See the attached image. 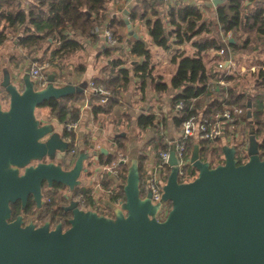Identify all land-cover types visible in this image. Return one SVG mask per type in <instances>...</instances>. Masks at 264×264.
I'll return each instance as SVG.
<instances>
[{"label":"water","instance_id":"1","mask_svg":"<svg viewBox=\"0 0 264 264\" xmlns=\"http://www.w3.org/2000/svg\"><path fill=\"white\" fill-rule=\"evenodd\" d=\"M129 13V7L124 9L129 34L139 38ZM21 67L13 72L4 66L0 81L9 97L4 107L0 95V264H264V157L253 128L243 163L236 157L237 143L223 142L224 162L217 165L201 157L196 143L191 165L198 173L191 180H180L171 145V169L158 202L151 189L141 186L139 154H130L120 160L128 168L126 181L118 185L125 198L113 207V215L100 213L81 206L72 194L84 185L86 161L93 157L98 162L108 149L82 147L72 166L63 167L55 158L68 151L69 140L55 122H43L35 112L45 101L84 93L90 81L57 84V72L45 70L47 84L38 88L32 64ZM247 107L251 118V98ZM46 156L50 161H42ZM33 160L39 162L30 164ZM44 180L68 189L69 203L63 208L72 216L66 229L62 222L23 226L22 214L10 220L17 200L22 210L31 194L38 207L44 203ZM167 202L171 207L159 219Z\"/></svg>","mask_w":264,"mask_h":264},{"label":"trees","instance_id":"2","mask_svg":"<svg viewBox=\"0 0 264 264\" xmlns=\"http://www.w3.org/2000/svg\"><path fill=\"white\" fill-rule=\"evenodd\" d=\"M261 3V5L253 7V10L250 9L248 11L247 7L250 5L245 4V0H225L224 3L219 4L217 7L218 20L223 31L228 33L231 30L238 29L244 23L247 26L249 25L251 30H255L258 37L264 36V1H261ZM163 4L159 0H144L138 7L134 6L135 9L133 8L132 12L130 11L132 19L138 17L146 18L149 34L153 42L163 48L169 49L174 45L192 40L200 52L209 48H225V56L228 57L230 55L228 46L236 52L245 49L249 43V39H246L245 43H240L237 38L236 42L228 40L226 43L216 35L199 38L198 36L202 33L211 32L212 28L206 23L203 11L198 3L176 0L174 5H168L165 15L161 13L160 9ZM43 6L48 8L49 14L47 16L41 14ZM140 8L143 9L142 13H139ZM148 13L151 15L148 16ZM245 13L250 14L247 15ZM0 17L5 18L10 26L27 25L28 28L24 30L25 34L21 39V43L27 47H34L33 50L39 48L42 40L51 38L56 41L58 45L51 50L52 58L48 62L50 66H56L53 60L56 56L74 52L82 47L81 41L71 35V30H80L87 36L97 38L99 37L97 28L106 23V28L112 31L118 41H122L119 29L126 24L121 18L110 16L107 13L106 0H35L28 10L21 7L20 2H16V0H0ZM250 19L252 20L251 23ZM131 50L133 54L143 57V60L129 67L125 64L124 59L115 58L110 64V70L103 71L100 77L93 79L95 85H103L109 91L108 94L88 88V94L85 92L77 93L60 99L54 98L43 103L44 106L50 109V113L62 124L63 133L66 137L77 138V134L73 130H70L68 125L80 118L81 110L79 104L86 97L89 99L94 117L98 118L100 115L109 114L115 107L121 104V95L129 89L135 76L141 80L140 89L142 92L146 90L149 81L152 82L154 89L158 92L166 91L170 86L177 90L173 96L174 107L180 101H183L185 104V108L176 117L179 127H181L182 121L187 114L194 111V108L211 114L215 109H222L233 104L243 106L246 111L242 115V120H245L242 130L244 133L252 128L255 130L257 138L260 141V154L264 156V98L257 93L253 95V90H264V69L260 68L258 73L254 75L252 90L247 88L239 91L237 86L227 85L224 87V92L221 96L213 98L209 103L201 106L202 102L208 100L213 92L211 90V76L217 80L224 78L227 81H236L235 79L238 77V74L230 73L228 69L218 68L211 75L208 73L205 59L201 53L187 54L180 52L176 53L173 57V61L177 64V69L170 83H168L162 77L153 74V67L151 65L152 52L145 40L142 38L135 39L131 45ZM106 52L110 53L111 49ZM16 64L18 65V63ZM64 80V77H59L57 74V84H63ZM233 85H236V83ZM249 92H251V95ZM104 97L107 100L102 102V98ZM250 98L253 101L251 118L248 117L247 107ZM193 104L195 105L194 107H192ZM156 120V114L141 113L137 118V125L142 129H147L154 126ZM122 140V137L117 136L114 140L117 145L116 151H109L108 154L102 153L99 156L98 162L100 165H111L119 158L120 152L126 150L125 143ZM223 142V138H220L217 141L218 146L213 147L214 141L194 138L189 143V149L192 152L194 145L198 143L200 145L201 157L203 159L209 158L213 164L216 159L223 156ZM169 146L166 145L162 148L167 149ZM238 156L236 157L239 159V163H243L247 159L246 151H242V159ZM115 169L117 177L122 182H125L128 171L127 165L119 162ZM170 169L171 167L169 166L167 176ZM140 172L141 186L143 188L145 177L143 175L141 156ZM107 177L108 175L103 177L102 183L105 188L111 189V200L119 202L124 199L125 194L118 184H114V181ZM180 180L182 181L183 178L180 177ZM76 193H83V204L85 207L97 209L91 187L87 185L79 186L76 188ZM48 197L50 204H54L56 198L55 192L49 191ZM101 213L103 212L101 211Z\"/></svg>","mask_w":264,"mask_h":264},{"label":"crops","instance_id":"3","mask_svg":"<svg viewBox=\"0 0 264 264\" xmlns=\"http://www.w3.org/2000/svg\"><path fill=\"white\" fill-rule=\"evenodd\" d=\"M34 1L35 0H16V2H20L21 7L26 10L34 4ZM143 1L144 0H106L107 13L110 16H116L125 21L124 9L129 7L132 12L135 9L134 6L138 7V5H140ZM185 1L198 3L201 7H204L206 9V13L212 15L215 21L219 24L221 29L219 38L226 43L228 40L231 42V39H233L231 35H228L227 39L222 36L223 29L218 20L217 7L219 4L224 3L225 0L218 4H215L213 2L214 0ZM159 2L161 4L164 3L163 6H161L162 8H167L170 4L174 5L176 0H159ZM251 3L252 0H245V4L251 5ZM43 7L44 8L41 14L47 16L49 14L48 8L46 6ZM251 7L253 8L254 5ZM131 12L128 17L133 24L134 32H136L139 35V38L145 40L150 46L152 52L151 65L154 69L153 74L155 76H160L164 81L170 83L171 78L177 69V64L173 61V57L176 53L180 52H185L187 54H194L197 52L201 53L205 59L208 73L211 75L218 69L217 65L222 56L217 54L216 49L209 48L200 52L198 47L193 44L192 40L186 41L183 44L174 45L169 49L163 48L153 42L149 34L146 18L138 17L132 19ZM2 22L3 25L0 27V36L2 35L0 37V64H2V68L4 66H8L10 68L14 67L18 70L21 66L38 62L42 58L40 50L42 42L47 44L45 49L48 50L54 49L58 45L56 41L49 38L48 40L41 41L38 48L39 50H33L34 47H27L21 43V39L25 34L24 30L28 28L27 25L10 26L5 18L0 17V24ZM142 26H144V29L141 28ZM9 28L16 30V32H14V36L12 32L7 31ZM127 28V24L120 27V32L123 35V41L120 43L118 42L116 45H110L107 41V36L105 34L107 29L106 23H103V25L97 28L99 33V37L97 38L87 36L80 30H71V35L81 41L82 47L74 52L65 53V56L63 57V69L58 68L59 70L54 69L53 71H58V76L65 78L64 83L69 80L78 83L83 78L93 81L94 78L100 77L103 74V71L110 70V64L115 58H122L125 61L126 57H124V55L129 57V65H127L129 67L141 62L143 57L133 54L131 50V45L137 38L132 37L128 32L129 29ZM232 42H236V38H234V41ZM110 49L111 52L107 53L106 51ZM228 49L230 51V56L233 57L235 62V64L231 67V70L238 74V77L235 79L236 81H229L227 85L237 86L239 91L247 89L249 85H251V88L249 89L252 90L255 73L248 71L241 76L239 75V72L242 67L250 68L251 66H259L261 64L264 65V51H260L261 49H255L254 51H256V53H252L254 51L246 53L242 49L234 52L229 46ZM154 54H158L160 56V60L157 59ZM154 57H156V60H153ZM16 63H18V65ZM65 65H67L69 69L65 70ZM1 67L0 75L2 73ZM246 75L249 77L246 78ZM140 81V78L135 76L133 77L132 83L134 84L122 93L125 101L124 107H116L109 114L100 115L96 118L93 115L91 105L84 107V110H82L84 103H80L81 114L78 119L76 134L80 147L89 148L91 144H95L97 149L105 147L108 151L115 152L117 145L114 140L117 137V134L122 132L125 133V135L119 136L123 138L122 141L125 143L126 147V150L124 152H120V155L127 157L128 155L126 154H129L130 152L138 153L139 157H142L143 175L145 177L148 172L155 168L158 162L159 152L165 149L162 147L171 145L179 137L181 127L177 125L176 117L179 115L173 107V96L177 90L169 87L166 91L156 93L152 82L149 81L147 83L146 90L142 92L139 87ZM210 82L212 83L211 90H213V92L209 96L208 100H204V104L209 103L213 98L221 96L224 92V87L227 86L220 83L219 80L213 76H211ZM234 83H236V85H233ZM214 84L216 85L213 86ZM214 89L217 91H214ZM48 112L50 113L49 108ZM141 113L156 114V124L147 129L140 128L137 125V118ZM240 126L241 127L238 128L242 130L244 124H241ZM60 129L63 131V127ZM249 131L250 130L247 131L248 136ZM223 140L225 142V139ZM118 160L119 158L116 162ZM86 163L88 166L90 164V166L95 167V165L91 164L90 160ZM108 165H102L100 168L97 166L99 171L96 170L95 172V170H92L94 175L90 176L87 174L88 179L84 177L82 178L84 180V185L93 189L96 208L106 214H113V207L118 204V202H113L111 200V194L107 192L108 189L102 185L103 177L108 175L107 178L114 181V184L116 183L118 185L124 182H122L110 169H108Z\"/></svg>","mask_w":264,"mask_h":264},{"label":"built area","instance_id":"4","mask_svg":"<svg viewBox=\"0 0 264 264\" xmlns=\"http://www.w3.org/2000/svg\"><path fill=\"white\" fill-rule=\"evenodd\" d=\"M213 1V0H211ZM107 36V41L110 45H116L119 41L114 37L111 30L106 29L105 32ZM216 52L218 55L222 56L221 60H219L217 67L219 69H228L230 73H234L233 70H231V67L235 64L232 56H225L226 50L225 48L216 49ZM37 62H34L32 64L31 68V75L32 78L37 81L36 87L41 88L44 87L47 84V74L45 73L44 69L42 67L36 65ZM261 69H264V65L259 66H251L250 68L242 67L241 71L239 72V75H243L245 72H253L255 74L258 73V71ZM220 83L227 85L229 81L223 79L219 80ZM89 89H92L94 91H99L101 93L108 94V90L105 89L103 85L96 86L94 81H90ZM89 89L85 90V93L88 94ZM107 100L106 97L102 98V102H105ZM90 102L88 97L86 98V101L84 102L82 106V110H84V107L89 106ZM195 105L193 104L192 107ZM176 110L178 115H180V111L185 108V104L183 101H180L176 105ZM246 109L238 104H233L231 106H226L224 108L215 109L211 114H207L203 110H199L197 108H194V111H191L187 114V116L183 119L181 124V132L179 137L171 144L175 145L176 148V155L179 159V178L182 177V181L191 180L193 178L190 177V166H191V156L192 152L189 149V143L191 139H201V140H211L215 143L213 144V147L218 146V139L223 138L228 143H237L238 141L235 140L232 142V136L229 134L227 125L228 123L231 125H236L240 120H242V115L245 113ZM78 127V120L69 123L68 128L70 130H73L76 132V129ZM69 140L73 143L71 146L70 152L76 153L79 143L78 139H72L69 137ZM247 142L249 140L247 139ZM171 145L167 149H163L158 154V162L155 166V168L148 172L145 175V179L143 182V189L147 192L149 189L152 190V199L154 202H158L161 200L162 193H163V185L167 181V171L170 159V149ZM245 146H243L244 148ZM238 144V149H239ZM248 148V145L245 147ZM264 157V156H262ZM122 159H127L126 156L120 155L119 160L116 162H113V164L108 166V169H110L115 175L117 174V171L115 167L117 166V163L120 162ZM248 159V155H247ZM246 159V160H247ZM245 160V161H246ZM244 161V162H245ZM224 162V154L221 158L215 160V164ZM167 176V177H166ZM107 192H111V189H108ZM78 199L81 200V202H84V195L83 193H80L78 196ZM170 203H163L161 210L159 211L158 218L164 219L170 209Z\"/></svg>","mask_w":264,"mask_h":264},{"label":"rangeland","instance_id":"5","mask_svg":"<svg viewBox=\"0 0 264 264\" xmlns=\"http://www.w3.org/2000/svg\"><path fill=\"white\" fill-rule=\"evenodd\" d=\"M261 1H264V0H252V3H251V5L250 6H248L247 7V11L248 10H250V9H254V8H252L251 6H253L254 5V7L256 6V5H261L262 3H261ZM161 9V13L163 14V15H165L166 14V8H160ZM201 9H202V11H203V13H204V18H205V20H206V23L207 24H209V26L212 28V31L211 32H204V33H202L201 35H199L198 37L199 38H205V37H210V36H220V27H219V24L215 21V19H214V17L212 16V15H210V14H208V13H206V9L204 8V7H201ZM143 12V9L142 8H140L139 9V13H142ZM150 12V11H149ZM130 14V13H129ZM245 14H247V15H249L250 13H245ZM148 15L150 16L151 14L150 13H148ZM145 20V19H144ZM131 22V21H130ZM252 22V20L250 19V23ZM9 24V23H8ZM131 24H132V22H131ZM3 25V22L0 24V27ZM141 28H143L144 29V26H142ZM128 29V28H127ZM132 29H134V27H133V24H132ZM7 31H9V32H12V34H13V36L15 35L14 34V32H16V30L15 29H13V28H9V29H7ZM119 31H120V29H119ZM129 32V31H128ZM121 33V32H120ZM222 33H223V35L222 36H224L226 39H227V37H228V35H231L232 37H233V39L234 38H237V40L240 42V43H245V40L246 39H249V43L247 44V46L245 47V49H243V51L244 52H246V53H251L252 51H254L255 49H261L260 51H264V36H260V37H258L257 36V34H256V32H255V30H251L250 28H249V25L247 26V25H245L244 23H242L241 24V26L238 28V29H235V30H231V31H229L228 33L227 32H225V31H223L222 30ZM1 34H3V33H1ZM4 35V34H3ZM121 35H122V33H121ZM2 36V35H1ZM0 36V37H1ZM115 37V36H114ZM122 41H123V35H122ZM122 41H119V43L120 42H122ZM46 43L45 42H42V44H41V46H40V50H41V54H42V58L39 60V62H37V66H40V67H42V69H44V71L45 70H50V71H53L54 69H58V68H60V69H63L62 68V66L64 65L63 63V57L65 56L64 54H62V55H58L57 56V58L55 57L53 60H54V63L56 64V66H50L49 64H48V62H49V60L52 58V55H51V50L52 49H50V50H48V49H45L46 48ZM39 50V49H38ZM44 53V54H43ZM252 53H256V51H254V52H252ZM156 57H157V59H159L160 60V56L158 55V54H154ZM261 55H263V54H261ZM124 57H126V60H125V64L126 65H129V57H127V56H125L124 55ZM156 57H154L153 58V60L155 59L156 60ZM62 58V59H61ZM2 66V64H0V67ZM66 66V69L65 70H67V69H69V67L67 66V65H65ZM26 67V65H24V66H22L21 68H25ZM2 68V67H1ZM10 68V67H9ZM13 72L14 71H16V69L14 68V67H11L10 68ZM59 70V69H58ZM154 70V69H153ZM55 72H58V71H55ZM58 74V73H57ZM249 76L248 75H246V78H248ZM1 78H2V73H1V75H0V80H1ZM248 80V79H247ZM247 80H245V81H247ZM244 81V82H245ZM247 83V82H246ZM246 83H244V84H246ZM132 84H134V83H131V85ZM130 85V86H131ZM246 86V85H245ZM245 86H243V87H245ZM139 87H140V84H139ZM171 87V86H170ZM249 88H251V85H249V87H248V89ZM139 89V88H138ZM141 90V89H140ZM249 91H251V90H249ZM108 93H109V91H108ZM124 93V92H123ZM156 93H159L158 91H156ZM249 93H251V92H249ZM255 93V95H256V93L257 94H260L261 96H263V98H264V90L263 89H257V90H255V91H253V94ZM87 98V97H86ZM86 98L84 99V101H82L81 102V104L82 103H84L85 101H86ZM8 102H9V98H6L5 100H4V105L5 106H7L8 105ZM207 102V101H206ZM124 103H125V101H124V97H123V94L121 95V104H119V106H117V107H124ZM204 104V101L202 102V105ZM174 107V106H173ZM116 108V107H115ZM175 108V107H174ZM174 110H176V108L174 109ZM176 112H177V110H176ZM37 113H38V116L39 117H41V118H43L44 120H47V121H53V122H55L56 124H57V126L58 127H62V124L56 119V117H54L51 113H49L48 112V108H44L43 106H41V107H39L38 109H37ZM244 121L245 120H240L236 125H231V124H229L228 123V125H227V129H228V132H229V134L232 136V142H234L235 140H237L238 141V144H239V149H238V153H237V156L238 157H240L241 159H242V151L243 152H245L246 151V154H247V148H245L248 144H249V142H247V139H248V133L247 132H245L244 133V131L243 130H241V129H239L238 127H241L240 125L241 124H243L244 123ZM243 146H245L244 148H243ZM130 154H132L131 152L129 153V154H126V155H128V156H130ZM128 156H127V158H128ZM57 160L58 161H60V162H63L64 163V165H67V166H72V164H73V162L70 164L68 161V159H66L65 157H63V155L62 154H60L58 157H57ZM90 160V159H89ZM215 164V162L213 163V165ZM94 170L95 169V167H92V166H90V170ZM189 172H190V177H188V178H194V177H196V175H197V173H198V171H197V169L195 168V167H193L192 165L190 166V169H189ZM83 177L84 178H86V179H88V176L86 175V174H83ZM64 193H68V189L66 188V189H63V190H61L59 193H58V195H57V204H64V203H66V201H63L62 200V196H63V194ZM48 196V195H47ZM64 197V196H63ZM68 200V199H67Z\"/></svg>","mask_w":264,"mask_h":264},{"label":"flooded vegetation","instance_id":"6","mask_svg":"<svg viewBox=\"0 0 264 264\" xmlns=\"http://www.w3.org/2000/svg\"><path fill=\"white\" fill-rule=\"evenodd\" d=\"M0 95L2 97L1 100H2L3 106L4 107H7L8 105L7 106L4 105V100L6 98H9V97H8L7 92L1 86H0ZM41 106H43L44 108H47V106H44L43 104L37 106L36 111H35L36 112V116L39 119H41L43 122H49V121L44 120L43 118H41V117L38 116L37 109L39 107H41ZM63 136L69 140V137H66L64 135V133H63ZM72 144L73 143L71 142V140H69V149H68V151L65 152V153L58 152L57 153V156L55 158V162L62 164L63 167H65V168H70L71 165L70 166L64 165L63 162H60V161L57 160V157L60 154H62L63 157H65L66 159L69 160L68 162L70 164L72 162H74L75 158L78 156V153H79V151H80V149L82 147H80V144H79L76 153H73L72 154L70 152ZM42 161H45V162L50 161V158L48 156H46V157H44L42 159ZM38 162H39V160H33L32 162H30V164L36 165ZM90 162H91L92 165H95V169H94L95 172H96V170H98L97 169V166H99V168L102 167V165H100V164L98 165V162L93 157L90 158ZM86 166L88 168V171L87 172H84L83 174H86V175L88 174L90 176L91 175H94L93 174V171H92L93 169L90 170V168H89L90 164L88 166V164L86 163ZM22 172H23V169L21 170V173ZM83 174H82V177H83ZM116 176H117V174H116ZM60 185L61 184L54 183L53 187H50L48 185V182L46 180H44L43 183H42V192H43L44 203L40 207H38L37 206V203L33 200V195L31 194L29 196L28 204H27L26 208L24 210H22V201L21 200H17L15 203H12V209L13 210H12V217H11L10 220L11 221L12 220H15L18 217L19 214H22V216H23V218H22V225L23 226L28 225L30 223H33L36 227H40V226H43L44 224H46V222H50V226L51 227H55L59 222H62L63 228L64 229L68 228L70 226V224H69V218L72 216V213L70 211H65L64 208H63L64 205H66V204L69 203V199L67 200V198L64 196L65 193L63 194L64 197L62 196L61 198H62L63 201H66V203H64V204L63 203L62 204H60V203L57 204V195H58V193L61 190L66 189V187H64L62 185L60 186ZM49 191H54L55 192L56 198H55L54 204H50L49 197L47 196ZM72 196L75 199H78L79 194L76 193V189H75L74 193L72 194ZM78 200L80 201V205L83 206V207H85L84 204H83V202H81L80 199H78ZM85 208L89 209L90 207H85ZM91 209H95V208H91ZM95 210H97V211H99L101 213V211L99 209H95ZM58 213H59V216H58ZM103 213H105V212H103ZM107 214L108 215H113L111 213H107Z\"/></svg>","mask_w":264,"mask_h":264}]
</instances>
